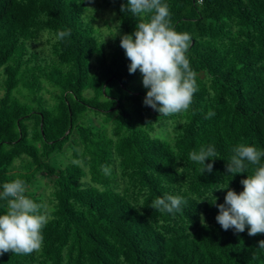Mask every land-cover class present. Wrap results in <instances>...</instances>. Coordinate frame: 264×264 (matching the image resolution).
<instances>
[{
    "label": "trees",
    "instance_id": "16d2710c",
    "mask_svg": "<svg viewBox=\"0 0 264 264\" xmlns=\"http://www.w3.org/2000/svg\"><path fill=\"white\" fill-rule=\"evenodd\" d=\"M94 2L0 0V191L22 178L49 213L41 249L0 264H264V234L224 231L212 203L217 187L243 190L247 173L226 172L232 147L264 149V0H163L191 36L199 85L171 116L143 104L142 76L128 72L127 0ZM208 144L220 157L200 175L188 156ZM165 193L187 199L182 212L150 206Z\"/></svg>",
    "mask_w": 264,
    "mask_h": 264
},
{
    "label": "clouds",
    "instance_id": "9594fccd",
    "mask_svg": "<svg viewBox=\"0 0 264 264\" xmlns=\"http://www.w3.org/2000/svg\"><path fill=\"white\" fill-rule=\"evenodd\" d=\"M121 11L136 17L133 32L120 34V47L129 59L128 72L137 71L146 89L145 106L160 115L171 116L189 110L194 93L199 90L197 73L187 56L192 39L187 32H178L171 22L170 8L163 0H127ZM70 35L60 33L61 38ZM215 113L209 111L206 118ZM226 172L232 177L247 173L240 183L243 190L237 192L227 185L217 187L226 190L223 203H216L217 223L224 231L229 229L249 236L264 234V149L254 144L239 142L231 149ZM214 145H201L189 153L188 159L200 167L199 174L211 173L214 161L219 158ZM209 159L212 162H207ZM251 166V167H250ZM105 174L111 173L109 165H101ZM183 173V168H177ZM24 179L16 177L3 183L0 200L6 202V210L0 213V256L11 251L14 255H27L40 250L43 244L42 229L49 222L46 206L26 195ZM187 199L182 195L165 193L151 202V207L161 213L175 214L183 211ZM203 218V217H202ZM264 248V240L258 242Z\"/></svg>",
    "mask_w": 264,
    "mask_h": 264
},
{
    "label": "rangeland",
    "instance_id": "374dc122",
    "mask_svg": "<svg viewBox=\"0 0 264 264\" xmlns=\"http://www.w3.org/2000/svg\"><path fill=\"white\" fill-rule=\"evenodd\" d=\"M91 1L94 2V1H96V0H91ZM94 3H95V2H94ZM107 11L112 12V15L114 16L115 13H114V11H113L111 8L108 7V8H107ZM104 14H105V13H104ZM104 14L101 15V16L98 15V14H97V15H98V17H103V19H105L106 17L109 16V15L107 16V14H105V15H104ZM98 19H99V18H98ZM99 23H100L102 29H104L105 31H108L106 25H104L103 22H102L101 20L99 21ZM120 34H122V33L120 32ZM60 156H61V158H63V159L66 161L65 158L68 157V156H70V154H69V152H66V155H65V156H63V155H60ZM45 181H46V177H42V178L40 179V181H39V184L42 185V186H44V184H45L44 182H45Z\"/></svg>",
    "mask_w": 264,
    "mask_h": 264
}]
</instances>
